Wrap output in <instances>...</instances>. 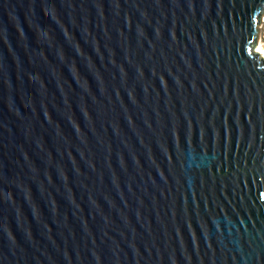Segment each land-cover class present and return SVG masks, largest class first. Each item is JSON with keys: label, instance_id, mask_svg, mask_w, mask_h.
Instances as JSON below:
<instances>
[{"label": "water", "instance_id": "1", "mask_svg": "<svg viewBox=\"0 0 264 264\" xmlns=\"http://www.w3.org/2000/svg\"><path fill=\"white\" fill-rule=\"evenodd\" d=\"M264 0H0V264H264Z\"/></svg>", "mask_w": 264, "mask_h": 264}, {"label": "rangeland", "instance_id": "2", "mask_svg": "<svg viewBox=\"0 0 264 264\" xmlns=\"http://www.w3.org/2000/svg\"><path fill=\"white\" fill-rule=\"evenodd\" d=\"M262 38H264V14L262 15V21L259 25V34H258V39H259L258 47H260L264 51L262 46Z\"/></svg>", "mask_w": 264, "mask_h": 264}, {"label": "bare ground", "instance_id": "3", "mask_svg": "<svg viewBox=\"0 0 264 264\" xmlns=\"http://www.w3.org/2000/svg\"><path fill=\"white\" fill-rule=\"evenodd\" d=\"M256 50L264 57V51L260 47L257 46Z\"/></svg>", "mask_w": 264, "mask_h": 264}, {"label": "trees", "instance_id": "4", "mask_svg": "<svg viewBox=\"0 0 264 264\" xmlns=\"http://www.w3.org/2000/svg\"><path fill=\"white\" fill-rule=\"evenodd\" d=\"M262 46H263V49H264V38H262Z\"/></svg>", "mask_w": 264, "mask_h": 264}]
</instances>
